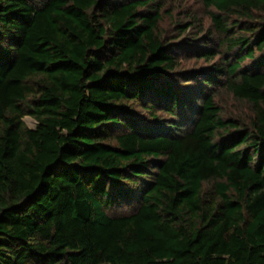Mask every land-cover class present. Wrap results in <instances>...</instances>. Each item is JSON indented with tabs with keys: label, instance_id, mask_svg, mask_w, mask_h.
<instances>
[{
	"label": "trees",
	"instance_id": "trees-1",
	"mask_svg": "<svg viewBox=\"0 0 264 264\" xmlns=\"http://www.w3.org/2000/svg\"><path fill=\"white\" fill-rule=\"evenodd\" d=\"M167 1L0 0V264H264V0H201L198 88Z\"/></svg>",
	"mask_w": 264,
	"mask_h": 264
},
{
	"label": "rangeland",
	"instance_id": "rangeland-1",
	"mask_svg": "<svg viewBox=\"0 0 264 264\" xmlns=\"http://www.w3.org/2000/svg\"><path fill=\"white\" fill-rule=\"evenodd\" d=\"M165 11L162 13V20L160 23V30L165 33L167 39L172 43L174 48L178 51V57L181 63L180 76H184L191 85L198 88L201 85V78L204 74L212 71L213 64L218 60V56L205 60L197 56L196 51L199 47L212 44H206L207 39L215 37L214 32H208L212 29V22L208 10L204 8L201 0H168L165 6ZM186 27V30L180 32ZM213 30V29H212ZM211 41V40H210ZM250 60H246L244 65H249ZM195 76V79H194ZM218 81L223 82L222 77H218ZM207 91H212L214 88L205 86ZM217 89L215 92L218 103L221 105L223 113L227 116H242L245 117L249 112L248 107L232 98L225 90ZM185 117L184 128L187 129L193 115L187 109V112L180 114ZM24 120L28 127H35L37 121L32 117L26 116ZM133 208L125 205L120 209L114 210L115 213H127Z\"/></svg>",
	"mask_w": 264,
	"mask_h": 264
}]
</instances>
